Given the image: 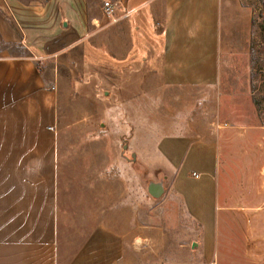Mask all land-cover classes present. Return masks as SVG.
Wrapping results in <instances>:
<instances>
[{
    "label": "rangeland",
    "instance_id": "374dc122",
    "mask_svg": "<svg viewBox=\"0 0 264 264\" xmlns=\"http://www.w3.org/2000/svg\"><path fill=\"white\" fill-rule=\"evenodd\" d=\"M177 1L157 0L128 12L117 0H86L87 34L71 62L32 56L58 101L56 213L62 260L71 258L94 229H164V245L158 232L152 235L156 252L140 244L142 264H216L217 257L206 259L193 244L197 223L182 208L174 183L177 172L187 173L185 188L194 190L198 174L191 170H199L192 160H184L180 170L169 168L184 149L177 141L194 143L200 130L216 135L209 140L220 154L217 192L264 194V0H225L232 34L220 50L219 79L214 57L196 88L170 83L168 62L190 60L172 58V52L185 53L194 44L175 40V33L176 43L164 41L163 23L173 17L194 22L200 14L209 21L212 0H203V10L194 9L195 0H186L183 10L172 9ZM105 2L113 6L110 15ZM221 7L216 3L219 18ZM218 32L223 34V27ZM6 49L11 56L30 55L20 42ZM203 49L209 50L210 42ZM184 69L177 78L185 82L189 67ZM231 221L241 229L223 227L228 240L222 257L264 264V229H242L246 221L257 228L264 222L253 218L250 223L242 214Z\"/></svg>",
    "mask_w": 264,
    "mask_h": 264
},
{
    "label": "crops",
    "instance_id": "0c3cea01",
    "mask_svg": "<svg viewBox=\"0 0 264 264\" xmlns=\"http://www.w3.org/2000/svg\"><path fill=\"white\" fill-rule=\"evenodd\" d=\"M117 1L129 12L157 0ZM185 2L178 0L171 8L183 10ZM194 2V9L206 8L203 0ZM219 2L223 13L220 18L215 12ZM210 9L214 17L208 23L201 14L194 22L173 17L163 23L164 41L194 44L185 53L180 49L172 52V58L190 59L168 62L170 83L176 88H196L193 84L207 78V67L212 68L215 58L219 79L220 50L232 33L225 0H212ZM222 27L223 34L218 32ZM174 33L177 38L172 40ZM86 34V0H0V39L6 45L20 42L30 54L11 56L7 49L0 52V264H142L140 244L146 242V252H154L155 232L157 241L165 243L164 229H94L71 258L60 257L56 213L58 101L53 88L46 87L32 56L42 54L71 62V53ZM204 42H210L209 50L203 49ZM175 63L178 67L171 68ZM184 67H189V80L185 82L179 78L186 73ZM198 119L208 121L204 115ZM199 135L194 143L179 139L177 144L184 149L169 163L170 170H180L184 160H192L199 170H191L198 174L194 190L185 188L187 173L174 175V183L180 187L179 201L197 223L198 238L193 244L199 252L208 260L217 257L216 264H239L222 257L220 250L226 248L228 240L223 227L241 229L231 224V218L235 220L240 214L250 223L253 218L264 222V194L218 193L220 154L209 140L216 135L206 130H200ZM242 229H264V225L257 228L246 221ZM248 262L256 264L255 260Z\"/></svg>",
    "mask_w": 264,
    "mask_h": 264
},
{
    "label": "built area",
    "instance_id": "2783aa9c",
    "mask_svg": "<svg viewBox=\"0 0 264 264\" xmlns=\"http://www.w3.org/2000/svg\"><path fill=\"white\" fill-rule=\"evenodd\" d=\"M103 8H104L106 14H109L110 15L112 13L113 6L109 2H105Z\"/></svg>",
    "mask_w": 264,
    "mask_h": 264
},
{
    "label": "trees",
    "instance_id": "16d2710c",
    "mask_svg": "<svg viewBox=\"0 0 264 264\" xmlns=\"http://www.w3.org/2000/svg\"><path fill=\"white\" fill-rule=\"evenodd\" d=\"M0 45L3 46V49L1 50H6V44L3 43V41L0 39ZM1 52V51H0Z\"/></svg>",
    "mask_w": 264,
    "mask_h": 264
}]
</instances>
